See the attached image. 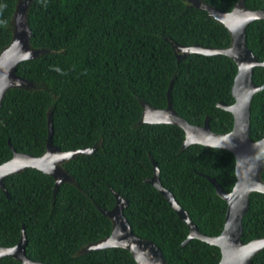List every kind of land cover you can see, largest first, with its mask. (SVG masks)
<instances>
[{"label": "trees", "instance_id": "16d2710c", "mask_svg": "<svg viewBox=\"0 0 264 264\" xmlns=\"http://www.w3.org/2000/svg\"><path fill=\"white\" fill-rule=\"evenodd\" d=\"M228 11L236 0H200ZM16 0H0V49L11 38ZM263 9L264 0H243ZM28 44L43 48L36 58L17 63L15 73L33 87L8 88L0 102V163L15 152L38 156L47 136L61 151L90 147L60 165L74 183L63 182L52 195L53 179L34 168L3 178L0 189V246L14 245L23 228L24 253L49 264H136L121 247L81 252L108 235L113 190L126 199L122 213L135 236L152 241L167 264H219L220 250L197 239L184 246L188 228L159 193L144 180L152 175L149 157L168 190L199 232L218 236L226 204L216 196L213 179L228 193L234 159L223 149L192 144L180 149L183 132L167 124H138L139 100L163 109L169 81L173 111L186 123L201 126L205 117L214 134L232 126L231 115L216 107L233 103L236 71L228 56L189 54L176 61L172 45L222 49L229 33L202 10L181 0H30L26 10ZM245 44L264 60V20L245 27ZM251 80L264 82V67H253ZM249 138L264 136V88L249 102ZM259 178L264 182V153ZM241 241L264 237V193L248 194ZM264 264V248L252 258ZM0 264H20L9 256Z\"/></svg>", "mask_w": 264, "mask_h": 264}, {"label": "water", "instance_id": "95a60500", "mask_svg": "<svg viewBox=\"0 0 264 264\" xmlns=\"http://www.w3.org/2000/svg\"><path fill=\"white\" fill-rule=\"evenodd\" d=\"M186 6L204 11L208 17L222 24L229 33V44L222 49L201 47L197 45L180 47L172 45L176 54V61L189 54L203 56L222 55L228 56L235 64L236 71L232 80L230 94L233 103L225 105L216 103V107L228 112L232 117V126L229 132L214 134L208 128V119L204 118L201 126H193L178 117L170 103V85L166 89V104L163 109L152 108L142 101L141 116L138 124H167L180 128L183 132V141L180 149L197 144L209 148L223 149L231 153L234 159L235 182L228 193L222 192L217 183L203 176L212 186L216 196L225 204L224 226L218 236L208 237L199 232L196 225L192 224L186 213L175 203L172 194L164 189L158 180V170L149 157L152 166V175L144 181L150 184L164 199L177 218L188 228V235L182 242L184 246L192 239H197L220 250L219 264H253L252 258L264 248V237L255 238L244 244L241 241L242 220L248 207V194L252 191L264 193V182L259 178L262 167V154L264 153V136L255 141L249 138V102L252 95L264 88V82L255 85L251 80L253 67H264V60L258 61L245 44V27L254 19L264 20L263 9H248L243 0H236L230 10H217L200 0H181ZM30 0H16L10 20L11 38L9 43L0 49V102L8 88H32L33 83L18 76L15 67L18 62L36 58L43 48H32L28 44L30 30L26 23V10ZM47 136L42 154L33 156L22 152H15L10 144L11 156L0 163V189L6 198L8 193L3 187V178L8 174L19 173L24 168L30 167L51 176L53 179L52 195L57 186L63 182L74 183L72 177L60 165L63 161L77 154L91 153L96 144L90 147L61 151L51 142L52 125L51 110L46 113ZM31 160V161H30ZM114 203L109 209L96 208L105 215L111 223L108 235L93 243L86 245L81 252L99 250L110 247H121L127 250L136 264H167L161 250L150 240L142 239L132 234L128 223L122 213L127 204L125 198L111 190ZM25 237L21 227L18 241L12 246H0V257L9 256L20 264H49L30 259L24 253Z\"/></svg>", "mask_w": 264, "mask_h": 264}, {"label": "bare ground", "instance_id": "6f19581e", "mask_svg": "<svg viewBox=\"0 0 264 264\" xmlns=\"http://www.w3.org/2000/svg\"><path fill=\"white\" fill-rule=\"evenodd\" d=\"M31 161V160H30Z\"/></svg>", "mask_w": 264, "mask_h": 264}, {"label": "rangeland", "instance_id": "374dc122", "mask_svg": "<svg viewBox=\"0 0 264 264\" xmlns=\"http://www.w3.org/2000/svg\"><path fill=\"white\" fill-rule=\"evenodd\" d=\"M34 86V85H33Z\"/></svg>", "mask_w": 264, "mask_h": 264}]
</instances>
